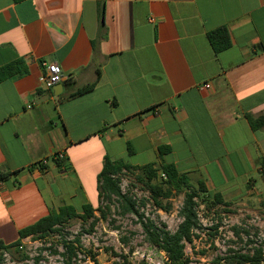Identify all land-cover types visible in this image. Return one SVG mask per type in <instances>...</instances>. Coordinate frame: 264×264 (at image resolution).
Here are the masks:
<instances>
[{
  "label": "crops",
  "instance_id": "crops-1",
  "mask_svg": "<svg viewBox=\"0 0 264 264\" xmlns=\"http://www.w3.org/2000/svg\"><path fill=\"white\" fill-rule=\"evenodd\" d=\"M17 60L25 73L0 79L5 244L64 205L96 208L106 157L173 164L232 204L264 197V127L248 120L264 116V0H0V69Z\"/></svg>",
  "mask_w": 264,
  "mask_h": 264
},
{
  "label": "rangeland",
  "instance_id": "rangeland-1",
  "mask_svg": "<svg viewBox=\"0 0 264 264\" xmlns=\"http://www.w3.org/2000/svg\"><path fill=\"white\" fill-rule=\"evenodd\" d=\"M137 176L138 173H125L120 187L136 202L142 220H150L160 229L177 231L182 222L179 212L184 195L163 199L165 206L172 207L166 212L155 205ZM203 197L197 200L200 227L194 231L193 242L186 243L188 264H228L221 259L236 252L253 254L259 248L264 251V197L215 206H211L212 200L204 202ZM99 209L105 211L106 218L101 217ZM95 211L99 221L94 227L92 218H76L44 239L30 237L0 251V264H67L65 242L76 247L72 264H169L166 254L148 239L139 215L122 213L116 197L111 202L103 198Z\"/></svg>",
  "mask_w": 264,
  "mask_h": 264
},
{
  "label": "trees",
  "instance_id": "trees-1",
  "mask_svg": "<svg viewBox=\"0 0 264 264\" xmlns=\"http://www.w3.org/2000/svg\"><path fill=\"white\" fill-rule=\"evenodd\" d=\"M208 37L216 53H220L231 47L230 35L225 27L210 32ZM25 71L24 61L17 60L0 69V79L22 75ZM96 84L97 80L80 88L75 95L84 94L93 90ZM248 120L254 130L264 127V116L253 117L252 115H248ZM167 151H169L168 147L159 148L160 157L162 158ZM125 173H138V180L143 184L144 189L150 193L155 205L166 212H169L172 207L171 205L165 206L162 202L163 199L171 200L175 196L184 195V202L179 212L182 217V222L177 231L170 232L166 229H160L155 226L154 222L150 220L144 222L142 220L143 216L139 214L136 208V202L121 190L120 182ZM7 177L8 174L2 176L1 179H6ZM98 188L100 200L105 198L111 202L116 197L122 213L139 215L148 239L155 247L166 254L169 264H188L189 262L186 256V243L193 242L195 236L194 231L200 227L197 210L199 205L197 200L201 195L204 196V202L212 200L210 203L211 206L218 204L229 205L230 203L225 201L221 194L209 195L204 182H199L197 185H194L189 176L181 174L173 164L166 163H150L144 166H133L123 160H112L110 157H106L103 169L98 177ZM208 206L210 207V205ZM96 208L90 204H86L83 206V212L78 213L73 206L64 205L58 211H53L36 223L20 230V239L13 244L7 245L0 240V251L18 246L23 239L30 237L44 239L52 233L60 231L61 227L76 218H80L83 221H88V219L92 218L93 222L91 226L94 227L99 221V218L95 214ZM99 212L103 219L107 217L104 210L99 209ZM65 244L67 264H72V259L76 255V247L73 243L65 242ZM221 260L227 261L228 264H262L264 262V251L259 248L253 254L236 252Z\"/></svg>",
  "mask_w": 264,
  "mask_h": 264
},
{
  "label": "built area",
  "instance_id": "built-area-1",
  "mask_svg": "<svg viewBox=\"0 0 264 264\" xmlns=\"http://www.w3.org/2000/svg\"><path fill=\"white\" fill-rule=\"evenodd\" d=\"M153 21V20H151ZM46 67L45 73L41 76L40 81L41 84L46 89H53L56 85L63 84V82L66 80V75L62 68L58 64L54 63H44L43 64ZM32 106H29L31 108ZM63 158L62 154H59L56 159L60 160ZM47 164V161L40 162L39 166H44ZM264 169V167H263ZM0 182V186H1Z\"/></svg>",
  "mask_w": 264,
  "mask_h": 264
},
{
  "label": "water",
  "instance_id": "water-1",
  "mask_svg": "<svg viewBox=\"0 0 264 264\" xmlns=\"http://www.w3.org/2000/svg\"><path fill=\"white\" fill-rule=\"evenodd\" d=\"M59 89L60 92L63 91V85L62 84H59V85H56L54 88H53V91L56 93V90Z\"/></svg>",
  "mask_w": 264,
  "mask_h": 264
}]
</instances>
